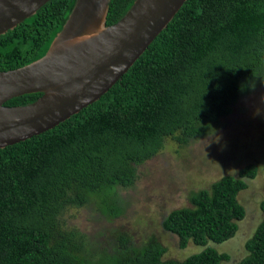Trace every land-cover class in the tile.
I'll return each mask as SVG.
<instances>
[{
	"label": "trees",
	"instance_id": "16d2710c",
	"mask_svg": "<svg viewBox=\"0 0 264 264\" xmlns=\"http://www.w3.org/2000/svg\"><path fill=\"white\" fill-rule=\"evenodd\" d=\"M135 0H110L106 25ZM75 0H50L0 36V72L43 57ZM264 81V0H186L164 30L99 100L53 129L0 149V264H221L230 255L209 243L233 238L245 209L238 194L258 173L256 164L224 175L189 195L162 228L185 249L203 250L183 261L164 260L156 238L139 248L123 234L100 248L69 224L71 209L95 205L106 219L124 212L118 191L138 179V167L171 138L189 144L231 114ZM253 90L251 87H254ZM40 93L7 107L35 102ZM262 220L238 264H264Z\"/></svg>",
	"mask_w": 264,
	"mask_h": 264
},
{
	"label": "water",
	"instance_id": "95a60500",
	"mask_svg": "<svg viewBox=\"0 0 264 264\" xmlns=\"http://www.w3.org/2000/svg\"><path fill=\"white\" fill-rule=\"evenodd\" d=\"M50 0H0V36ZM186 0H135L106 25L110 0H75L43 57L0 72V149L53 129L105 94L166 28ZM40 93L33 103L7 107Z\"/></svg>",
	"mask_w": 264,
	"mask_h": 264
},
{
	"label": "rangeland",
	"instance_id": "374dc122",
	"mask_svg": "<svg viewBox=\"0 0 264 264\" xmlns=\"http://www.w3.org/2000/svg\"><path fill=\"white\" fill-rule=\"evenodd\" d=\"M262 98L264 84L243 96L231 114L215 125L214 132L186 145L167 138L163 149L138 167L136 182L118 191L124 206L122 216L108 220L92 204L71 209L66 215L69 224L87 234L100 248L116 244L121 234L135 248L154 237L167 248L164 260L183 261L203 248L190 242L180 249L177 236L163 230V220L171 211L189 207L191 193L207 189L221 176H235L241 168L256 164V178L247 179V189L237 196L246 215L238 223L236 235L222 244L209 243L219 253L230 255V260L221 264H238L247 255L246 241L263 217L259 208L264 199Z\"/></svg>",
	"mask_w": 264,
	"mask_h": 264
},
{
	"label": "clouds",
	"instance_id": "9594fccd",
	"mask_svg": "<svg viewBox=\"0 0 264 264\" xmlns=\"http://www.w3.org/2000/svg\"><path fill=\"white\" fill-rule=\"evenodd\" d=\"M262 83H264V81H261ZM253 90L255 89V86L254 87H251ZM262 99H264V98H262Z\"/></svg>",
	"mask_w": 264,
	"mask_h": 264
}]
</instances>
